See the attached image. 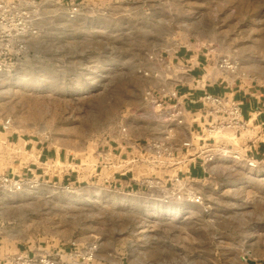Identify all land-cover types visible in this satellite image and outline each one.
<instances>
[{"label":"rangeland","instance_id":"374dc122","mask_svg":"<svg viewBox=\"0 0 264 264\" xmlns=\"http://www.w3.org/2000/svg\"><path fill=\"white\" fill-rule=\"evenodd\" d=\"M32 9L38 35L22 66L0 73V123L11 119L10 133L95 176L21 174L22 190L0 198L2 251L79 242L98 245L96 264H264V162L217 165L191 186L200 202L168 196L183 165L152 151L119 170L134 190L99 175L110 146L126 159L133 144H168L164 110L154 113L145 94L175 91L166 59L185 43L264 82V0H38ZM212 137L244 155L238 137Z\"/></svg>","mask_w":264,"mask_h":264},{"label":"crops","instance_id":"0c3cea01","mask_svg":"<svg viewBox=\"0 0 264 264\" xmlns=\"http://www.w3.org/2000/svg\"><path fill=\"white\" fill-rule=\"evenodd\" d=\"M209 54L192 43H185L167 56V65L172 69V85L177 92V99L174 102L185 111V117L182 125L159 124V131L163 135L161 138L164 139V136L169 135L168 143L173 148H181L185 142L191 140L198 142L201 149L208 148L210 127L218 122V117L204 105L203 98L206 95L225 96L240 103L242 117L249 126V131L245 134L250 133V135L239 137L241 152L244 154L240 157V161L247 165V158L261 159V154L264 152V140L261 141L264 138V82L246 74L239 75L220 68L221 58L213 61L214 56L211 59ZM2 124L0 123V146L5 140L11 141L14 146L9 151L4 149L6 153L5 162L12 163L5 173L8 176L17 177L23 174L39 178H58L60 182H69L70 184H79L95 176L92 169L83 164L74 165L62 154L57 155L32 140L21 138L16 133L4 131ZM148 124L151 125L152 123ZM137 146V144L132 145V151L126 159H124L126 156L124 150L119 152L118 147L110 146L106 153L101 155L99 161L102 159V164L104 158H110L116 163H128L129 161L132 165H139L144 153L141 152L142 150H138ZM188 156L189 154L184 156L183 166L180 167L179 172L199 183L212 179L217 165L231 160V158L219 157L204 167L200 160L203 158L202 156L197 160H188ZM52 162L61 163L62 167L47 169V166ZM108 173H110L109 170L103 169L99 175L103 176ZM107 176L110 178L105 179L106 182L115 181L116 184L122 186H128L129 181L134 182L133 178L126 179L127 177H124L128 176L127 173H119L118 175L112 173V175ZM111 176L115 179L112 180ZM130 185H132V190L137 187L136 182ZM5 254L6 252H3L0 247V257L3 258Z\"/></svg>","mask_w":264,"mask_h":264},{"label":"built area","instance_id":"2783aa9c","mask_svg":"<svg viewBox=\"0 0 264 264\" xmlns=\"http://www.w3.org/2000/svg\"><path fill=\"white\" fill-rule=\"evenodd\" d=\"M37 2L38 0H0L1 74L10 73L12 70L22 66L23 59L27 53V40L35 38L38 35L37 29L34 26L32 9L36 6ZM219 67L232 72L237 68L236 65L227 59H220ZM176 99V91L171 94L166 93L160 98L151 92L145 94V101L151 107L155 109L160 108L159 111H154V113H163L162 111L164 110L162 117L167 122L182 125L184 123L185 111L174 102ZM203 103L218 117V122L210 127L209 138L213 133L222 132L239 138L243 133L245 134L249 131L248 123L242 117L240 103L225 96L214 95H206L203 98ZM12 126L13 122L11 119H6L2 124L4 131H10ZM169 138L167 136L165 140L168 141ZM199 141L202 140L199 139ZM1 145L3 149H6L5 151L14 148L13 143L8 140L3 141ZM137 148L138 150H142L141 152H144V155L152 151L155 157L159 159L164 157L171 162H178L179 165H183L186 154H189L188 160H197L202 156L203 158L200 160L204 167L213 163L219 157H233L236 159L242 157L226 141L222 139L221 142H217L213 137L208 140V148L206 149H201L198 142L192 140L185 142L181 148H173L166 142H153L146 147L138 145ZM5 151L0 153V170L6 160ZM246 162L250 168H257L259 164L264 162V152L261 154V159L247 158ZM128 166L127 162L116 163L110 158H104L101 164V172L103 169H107L116 175L120 173V169H125ZM54 167H62V164L52 162L47 166V169ZM173 180L179 188L176 191H170L169 197L181 198L189 196V199L193 201H201V197H197L190 190L195 181L186 176V174L183 173L182 177L177 174ZM28 181L22 176L10 177L0 173V198L3 194L15 193L22 190ZM97 250V244H83L79 242H73L69 246L62 245V247L54 249L43 248L42 246L23 251L22 249H18L13 253L5 254L3 258L0 257V264H96Z\"/></svg>","mask_w":264,"mask_h":264}]
</instances>
